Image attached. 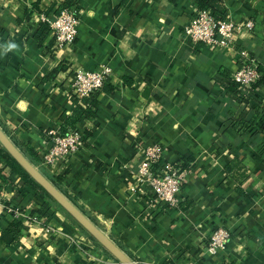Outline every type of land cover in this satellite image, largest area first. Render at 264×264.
<instances>
[{
  "label": "crops",
  "instance_id": "0c3cea01",
  "mask_svg": "<svg viewBox=\"0 0 264 264\" xmlns=\"http://www.w3.org/2000/svg\"><path fill=\"white\" fill-rule=\"evenodd\" d=\"M66 1L0 0V130L135 264H264V120L244 136L229 124L243 111L259 109L262 118L264 91L256 89L244 106L217 82L222 71L232 75L239 67L242 48L264 62V0H223L228 20L253 23L227 50L184 35L195 0H75V41L58 47L51 31L38 41V16L54 18ZM31 7L36 11L26 19ZM10 43L16 47L8 50ZM103 68L116 90L101 93L95 118L77 125L91 133L87 145L43 165V135L58 131L75 108V70ZM137 145L163 147L170 163L191 159L176 208H157L146 187L140 193ZM6 152L0 143V264H121L52 197L49 212L29 222L42 201L11 173ZM233 160L240 164L229 174ZM20 188L25 195L16 198ZM15 198L24 226L18 241L2 204ZM218 228L231 237L209 254L207 241Z\"/></svg>",
  "mask_w": 264,
  "mask_h": 264
},
{
  "label": "built area",
  "instance_id": "2783aa9c",
  "mask_svg": "<svg viewBox=\"0 0 264 264\" xmlns=\"http://www.w3.org/2000/svg\"><path fill=\"white\" fill-rule=\"evenodd\" d=\"M79 10L63 9L54 18L39 15L37 21L49 26L55 37L58 47L72 44L78 35ZM253 23L247 21L244 24H236L230 20H215L210 11L195 10L194 15L185 25L184 35L194 43H200L213 49H232L237 45V35L243 30H252ZM239 67L232 73L231 79L239 84L243 95L247 96L251 86L259 79L257 60L249 53L240 49L237 51ZM111 76L109 68L91 72L75 70L70 85L72 95L78 99L88 98L94 92L100 90ZM264 91V88H257ZM85 106V105H84ZM49 141H46V149L40 151L41 162L45 166H52L56 159L62 155H74L84 148V136L80 131L70 132L64 137L57 136L56 130H49L46 134ZM137 154L140 157L137 178L139 181L140 193L143 187L150 190L153 196V204L157 208L163 205L176 208L179 204L178 196L185 180L187 171L180 170L179 163L166 161V150L157 146L137 145ZM1 199V198H0ZM1 201V200H0ZM17 219L21 217L22 211L10 207L7 210ZM231 234L224 228L214 230L206 245V252L215 254L225 247Z\"/></svg>",
  "mask_w": 264,
  "mask_h": 264
},
{
  "label": "trees",
  "instance_id": "16d2710c",
  "mask_svg": "<svg viewBox=\"0 0 264 264\" xmlns=\"http://www.w3.org/2000/svg\"><path fill=\"white\" fill-rule=\"evenodd\" d=\"M75 4H76L75 0H67L64 3L63 7H61L58 11H56L57 13L55 14V17L63 9H72V8L78 9L75 6ZM195 6L197 7L198 10L210 11L215 20H227L228 19L227 18L228 10L223 0H195ZM34 11H36L34 7H31V9H27L24 15L25 18L28 19L33 14ZM37 12L40 13V11H37ZM49 31H50V28L47 24L40 23V27L36 33L38 41H42L44 37L49 33ZM246 51L249 53V55L254 57L250 51L248 50ZM257 64H258V72L260 73V77L251 86L250 94L247 96L243 95L239 87V84L231 79V76H232L231 74H229L227 71L221 72L220 78L217 79V82L219 85L222 86L225 94L232 102H236L238 104H243L244 106H248L251 100H255L254 99L255 97L253 96L255 90L257 88H264V62L257 61ZM65 69H66V65L64 64L60 65L59 68L55 70L52 75L55 76L58 72L63 71ZM115 90L116 88L114 86L109 85L106 82L100 90L94 92L88 98L78 99L76 95H72V101L75 104V108L72 114L67 116L62 122L60 128L57 131V136L64 137L68 135L70 132L77 131L78 130L77 125L79 124V122L83 120L86 121V120L95 118L96 111L99 105L98 96H100L101 93L113 94ZM258 113H259V109L253 113H251L250 111L249 112L243 111L241 116L235 119L231 118L229 124L231 128L236 133H238L239 136H244L251 130L255 129L253 128V124L255 120L256 121H258L259 119H261V121L264 120V115H262V118H261V116L259 117ZM262 127L264 128V124ZM46 134L47 132L43 135V138H45L46 141H49L50 138H47ZM83 136H84L83 144L85 146L87 145V141L90 138L91 133L85 132ZM27 151L29 152V155L34 158V160L36 161L38 160V154L35 152V150H33V148H27ZM5 156H6L7 165L10 168L11 173L20 175L24 181L25 187L33 191L35 195L39 198V200L42 201V206L40 207V209L33 210L29 213V215L27 216L28 221L33 222V220H37V218H39V216L41 217L43 214L45 216L46 213H48L50 209V205L46 201V199L52 200L51 196L25 172V170L10 156V154H8V152H6ZM191 163H192L191 159L181 158L180 163H179L180 170H183V171L190 170ZM238 164L240 163L237 160L231 161L229 166H227L226 168L227 173L232 174L237 168ZM64 175L56 177L57 178L56 180L62 181L64 179ZM238 191L241 192L240 187ZM24 195H25L24 189L20 188L17 191L16 198L17 197L22 198ZM16 198L13 199L12 201H6V200L2 201V204L6 212L10 207L12 208L18 207V203L14 202ZM161 209L168 210V209H171V207L163 205ZM9 216L11 217L12 222L9 225L8 231L12 235L13 241H18L21 236V231L24 229V226L21 222L17 220V218L12 213Z\"/></svg>",
  "mask_w": 264,
  "mask_h": 264
},
{
  "label": "water",
  "instance_id": "95a60500",
  "mask_svg": "<svg viewBox=\"0 0 264 264\" xmlns=\"http://www.w3.org/2000/svg\"><path fill=\"white\" fill-rule=\"evenodd\" d=\"M0 143L10 156L38 183L67 213H69L96 241H98L121 264H135L89 219H87L59 190L33 167L0 130Z\"/></svg>",
  "mask_w": 264,
  "mask_h": 264
},
{
  "label": "clouds",
  "instance_id": "9594fccd",
  "mask_svg": "<svg viewBox=\"0 0 264 264\" xmlns=\"http://www.w3.org/2000/svg\"><path fill=\"white\" fill-rule=\"evenodd\" d=\"M15 47H16L15 44H12V43L8 44V50H11V49H13Z\"/></svg>",
  "mask_w": 264,
  "mask_h": 264
}]
</instances>
